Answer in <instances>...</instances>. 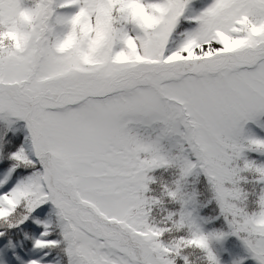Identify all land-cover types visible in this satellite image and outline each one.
Returning a JSON list of instances; mask_svg holds the SVG:
<instances>
[{
	"label": "snow or ice",
	"instance_id": "snow-or-ice-1",
	"mask_svg": "<svg viewBox=\"0 0 264 264\" xmlns=\"http://www.w3.org/2000/svg\"><path fill=\"white\" fill-rule=\"evenodd\" d=\"M261 115L264 0H0V264H264Z\"/></svg>",
	"mask_w": 264,
	"mask_h": 264
},
{
	"label": "rangeland",
	"instance_id": "rangeland-1",
	"mask_svg": "<svg viewBox=\"0 0 264 264\" xmlns=\"http://www.w3.org/2000/svg\"><path fill=\"white\" fill-rule=\"evenodd\" d=\"M264 115H261L258 118L256 123L249 121L244 125L245 135H252L257 138L264 139ZM245 155L253 160L258 162H264V155L257 154L255 152H246ZM241 242L234 237V239L229 240L228 238L223 242V251H218V256L221 261V264H232V260L237 254H242ZM214 248L219 249V245L214 244ZM245 264H255L251 259L246 260Z\"/></svg>",
	"mask_w": 264,
	"mask_h": 264
},
{
	"label": "trees",
	"instance_id": "trees-1",
	"mask_svg": "<svg viewBox=\"0 0 264 264\" xmlns=\"http://www.w3.org/2000/svg\"><path fill=\"white\" fill-rule=\"evenodd\" d=\"M165 178H167V175H165ZM229 240L234 239V237H228Z\"/></svg>",
	"mask_w": 264,
	"mask_h": 264
}]
</instances>
